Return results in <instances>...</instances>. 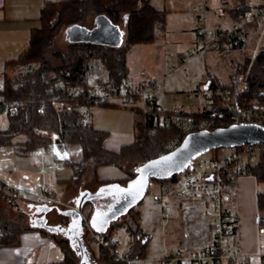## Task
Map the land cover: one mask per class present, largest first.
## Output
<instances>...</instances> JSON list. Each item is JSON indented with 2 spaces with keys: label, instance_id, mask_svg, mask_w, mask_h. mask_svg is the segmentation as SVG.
<instances>
[{
  "label": "trees",
  "instance_id": "trees-1",
  "mask_svg": "<svg viewBox=\"0 0 264 264\" xmlns=\"http://www.w3.org/2000/svg\"><path fill=\"white\" fill-rule=\"evenodd\" d=\"M149 1L60 0L45 5L40 10V27L31 31L28 48L17 60L6 65V67L13 66L18 71L12 77L4 75L0 89V111L5 109L7 120V128L0 129V150L8 151L13 155L26 156L40 149L46 152L54 145L68 147L76 144L82 153L81 160L77 163L64 162V165L72 169L70 180H79L85 173H90L94 177L99 166H116L124 170L126 164L134 163L140 166L158 158L162 152L161 144L177 136L174 127L167 126L151 131L152 119L138 111L133 120L135 140L117 151H110L103 146L106 132L83 122L79 109L83 106H93L92 102L70 98L63 89H55L51 92L55 82L61 81L64 85L78 83L82 75L91 70L87 66L88 61L99 62L106 69L114 91L120 92L128 74L125 61L130 46L150 44L155 40V27L159 25V29H164L166 12L156 10ZM235 6L230 11L231 16L234 19L237 15L239 18L243 17L247 12L244 10L246 5L242 0H238ZM90 16H93L94 20L98 17L109 20L116 27L122 24L125 31L122 43L116 47L113 44L100 42L71 41L65 44L62 51L53 50L55 38L60 32L79 26V23ZM258 26V23L249 21L245 24V30L256 31ZM244 42L222 46L220 51L222 53L224 48L241 49L245 45ZM244 57L242 63H236L230 74L232 78L229 85L217 83L220 90L225 89L229 92L230 103L236 108H249L255 102L264 99V30L257 55L249 59L247 53ZM28 66H33L34 69L30 75L25 72ZM244 73H247L246 77ZM66 74L68 76H65ZM214 80L217 82L215 78ZM238 83H242L241 87H237ZM217 102L218 98L215 97L212 103ZM216 109L223 111L222 107ZM211 113L213 112L210 110L192 115L210 116ZM18 137H22L23 141L15 143L13 140ZM176 174L178 173L172 174L169 179L174 182ZM240 175L252 176L257 182L264 183V153H260L252 165L243 167L240 173L224 179L228 191L233 188L236 178ZM132 177L133 174L129 173L125 182L112 181L101 184L125 185ZM157 181L161 182V180ZM111 200L113 201L114 198L110 197L99 203L100 209L105 210ZM256 204L258 224L264 227V193L257 194ZM135 215L133 209L128 213L126 231L132 242L124 256L139 260L143 258L149 236L140 233ZM22 232L24 229L19 223L0 218V246L17 245L18 236ZM103 236L106 237V234ZM56 242L64 253V259L60 264H79L77 253L70 242L62 238H58ZM99 252V264H124L121 260L114 259V256L102 246L99 247Z\"/></svg>",
  "mask_w": 264,
  "mask_h": 264
},
{
  "label": "crops",
  "instance_id": "crops-1",
  "mask_svg": "<svg viewBox=\"0 0 264 264\" xmlns=\"http://www.w3.org/2000/svg\"><path fill=\"white\" fill-rule=\"evenodd\" d=\"M59 1L60 0H0V89L2 88L4 75L9 77L15 70L13 66L6 67V65L11 61L17 60L21 54H23L29 46L28 39L31 31L40 27V10L47 4L57 3ZM149 2L151 5V0ZM242 3L244 2L242 1ZM197 6L205 9V14L203 16L194 10ZM235 7L236 6H230L227 0H163V10L158 11L166 12L164 29H159L164 35L167 33V15L171 13L180 14L185 12L186 9L188 11L190 8H192V11L195 13L193 27L190 29L192 33L191 31L189 32L191 35L189 38V46L184 48L182 52L179 51L175 53L174 60L166 62L161 69L156 68L157 64L155 61L153 62L145 58L142 63L143 66L139 71L130 72V66H128L126 55L125 65L128 68V74L123 86L131 85L135 88L138 87L142 81L140 76L141 71L146 72L149 76L154 75L160 83L159 89L153 92L155 104L165 111L172 108V105L178 104L176 103L174 95L181 92H203L211 80L208 71L203 69L205 68V59L207 56L205 57L196 53L191 57H187L180 64L177 63L176 57L190 50V44L194 43L195 35L193 28L196 22L195 20L201 16L205 21L206 12L209 9L215 11L213 15L216 20L210 29L206 26L210 31L226 29L239 22L245 26L246 23H249L250 18L252 19L257 12L264 11V4L261 6L256 5L254 14H252L251 17L249 15L250 18L247 20L245 18L248 17L247 13H249V7L246 5V7H248L246 14L243 17L232 19L230 11ZM93 22L94 25L91 28L80 24L77 27L91 31L97 26L95 20ZM259 24L261 23L259 22L258 25ZM117 28L121 32L122 43L125 31L123 27ZM250 30L247 29L246 34ZM256 31L258 33L259 27ZM253 32L255 31L253 30ZM259 33H261L259 38L262 44L263 31ZM248 38L247 34L246 43L248 42ZM155 40L152 43H154ZM152 43L137 45L148 46ZM167 64L172 66L168 67ZM205 101L206 103L202 105L201 109L196 108L195 110H192L191 107L187 109V107L183 105H178L184 107L189 114L206 112L222 107L219 101L216 104L212 103V101ZM96 105L83 107H94ZM100 106L128 110L131 113L132 128L135 113L138 111L142 112L139 107H119L106 104ZM79 111L81 116H83L82 110L79 109ZM83 122L95 128L91 120H86L84 116ZM96 128L102 130L98 127ZM102 131H104V129ZM134 135V128L130 134L125 131L115 133L106 132V139L103 142V146L107 150L117 151L120 147L132 143L135 140ZM0 155L5 158L8 157L7 165L0 166V192L11 198L17 211L24 214H20L19 217H22V221L25 219V226H27H22L24 232L18 236L17 245L13 247L0 246V264H60L64 259V253H62L60 246L56 242L58 238L66 239L70 242L77 253L79 264H99V247L92 242H88V240L91 239L89 233L95 236L106 234L109 240L116 242L118 245V242L115 241L112 234L114 229L120 226H124L125 230H127L126 221L129 211L133 209L132 207L125 210L119 217L115 219H104L100 223H95L93 220L95 219V213L107 210V208H105V210L100 209L99 203L105 201L100 199L102 196L86 200L79 213H75L73 209H78V204L85 193L94 194L98 192H107V188L112 184L102 185L101 183L112 181L125 182L129 173L133 174L134 177L143 164H140V166L133 164L132 171L131 168H128L131 164H126L125 166H127V168L125 167L124 170L116 166H99L96 169L94 177L90 173H85L79 180H70L72 177V169L70 167V169L68 168L69 170L65 171V169H67L65 166L67 165H64V162L71 161L77 163L81 160L82 153H80V148L76 144L69 145L68 147L54 145L49 147L46 152L40 149L30 152L26 156L10 155L8 151L0 150ZM50 163H52L53 168L49 167ZM156 180L159 179L153 181ZM41 186H48L52 190L55 199L54 205L46 206L38 202L36 193ZM229 191L231 193V203L234 200V195L232 196V193L237 195V200L232 203L235 208L236 214L235 212L234 214L237 222L235 245L238 247L241 255L244 256L243 264H264V227L258 224L259 220L256 216V197L257 194L264 193V183L257 182L255 177L240 175L236 178L233 188ZM146 194L147 193H145L144 196ZM112 203L113 201L111 200L107 207ZM175 205H177L178 209L181 207L179 200ZM68 210L74 214V217H66L67 214L70 213ZM135 214V220L137 222L139 213L135 212ZM37 220H39L38 223L36 222ZM138 227L142 234L143 232H141L139 223ZM177 235V245L175 249L185 242L183 238L186 239L185 235H182V232H178ZM127 236L129 240L127 246L121 251L123 254L128 252L132 242V238L128 233ZM165 255L166 254L160 258H163Z\"/></svg>",
  "mask_w": 264,
  "mask_h": 264
},
{
  "label": "built area",
  "instance_id": "built-area-1",
  "mask_svg": "<svg viewBox=\"0 0 264 264\" xmlns=\"http://www.w3.org/2000/svg\"><path fill=\"white\" fill-rule=\"evenodd\" d=\"M201 16L205 14L203 7L194 8ZM198 17L193 28V50L176 57L178 64L187 57L198 53L207 56L210 52H219L220 48L230 46L232 43L244 42L247 38L246 28L241 23H235L226 29L210 31L206 28L205 21ZM254 23L264 24V11L257 12L252 18ZM250 47L248 57L254 58L260 50L256 44ZM168 67L172 65L167 64ZM33 66L25 68L27 75L32 74ZM65 76H68L66 74ZM141 83L138 87L123 86L120 92H115L108 78L107 71L102 66H94L85 72L76 84L55 82L51 92L63 89L66 96L79 98L92 102L93 105L104 103L119 107L141 108L144 115L152 119L151 131L174 127L177 136L161 144V155L177 149L185 137L198 132L225 129L231 126H258L264 131V99L255 102L252 107H234L229 100V92L220 90L216 81L210 80L203 91L204 99L212 101L218 98L223 111L211 110L210 116H196L187 113L184 107L174 104L165 111L155 104L153 92L159 89L160 83L154 75L149 76L141 71ZM264 95V90H263ZM15 104V103H13ZM209 112V111H206ZM231 152L220 159L213 156L199 155L190 160L187 167L175 175L174 185L178 200L182 206L185 242L163 258L151 260L147 264H243L244 256L235 245L237 222L231 205V193L226 189L224 179L232 174L240 173L246 165H252L260 153H264V144L255 142L252 145L239 144L230 146ZM39 203L52 206L55 203L52 190L48 186H41L36 193ZM75 210V209H74ZM89 243L107 249L114 259L121 260L124 264H142L140 260L125 258L117 249V243L106 239L103 235L95 236L89 233Z\"/></svg>",
  "mask_w": 264,
  "mask_h": 264
},
{
  "label": "rangeland",
  "instance_id": "rangeland-1",
  "mask_svg": "<svg viewBox=\"0 0 264 264\" xmlns=\"http://www.w3.org/2000/svg\"><path fill=\"white\" fill-rule=\"evenodd\" d=\"M213 1V0H209ZM230 3V6H235L238 0H227ZM245 5L249 7V13H247L248 17L245 18L249 20L252 14L255 12V6H261L264 4V0H242ZM253 6H252V5ZM256 4V5H254ZM151 5L156 8L157 10H163V0H151ZM247 11V7L244 8ZM214 10L209 9L206 12V26L208 29L212 27L214 22L216 21L214 18ZM250 15V17H249ZM238 16V15H237ZM236 16V17H237ZM195 17V13L190 8L188 11L187 9L185 12L180 14L171 13L167 15L166 18V28L167 33L165 35L161 33L159 30V25L155 27V37L156 40L151 45H137L131 46L128 50L127 54V63L130 66V72L134 71L137 72L143 66L142 63L145 58L155 61L156 68L161 69L165 65L166 62H171L174 60L175 53L179 51H183L184 48L189 46V38L190 29L193 27V18ZM235 17V19H236ZM232 19H234L232 17ZM93 16L88 17L85 21L79 23L80 25H84L85 27L91 28L94 24ZM250 22H253L250 18ZM240 23V22H239ZM242 24V23H241ZM123 27L122 24L120 26ZM259 31L253 32L250 30L247 32L248 34V42L241 49L232 50L228 48H224L221 53L214 52L208 53L205 59V68L204 70L208 71L209 76L215 77L217 82H221V84L229 85L231 78L230 74L233 72V69L237 62L242 63V60L245 59L244 56L249 53L250 47L254 46L256 43V39L259 38L261 35V31L264 30V24H259ZM91 32V33H90ZM90 33V34H89ZM92 31L85 30L84 28L81 29V37H87L92 35ZM189 33V34H188ZM192 33V31H191ZM91 38V37H90ZM70 39L64 34V32H60L58 36L55 38L53 50L62 51L65 47L66 43H69ZM260 47L261 42L256 44ZM195 48V44H190L189 49L193 50ZM87 66L91 69L94 66H102L99 62L88 61ZM18 69L15 68L14 72L11 74L10 77L14 76L17 73ZM207 73V72H206ZM247 73H244L246 77ZM242 83H238L237 87H241ZM176 98V103L183 105L184 107L192 108L195 110L196 108H202V105L206 103L204 100L203 92H181L179 94L174 95ZM230 97V96H229ZM83 112V116L86 120H91L93 126L98 127L100 129H104V132L115 133V132H126L128 134L132 133V120H131V113L128 110H121L116 108H108L106 106L96 105L94 107H83L81 108ZM0 115V129L4 130L7 128V120L5 116V109L1 112ZM3 113V114H2ZM15 143H19L23 141L22 137H18L13 140ZM232 148L230 146H211L206 151L202 153H198L194 156V159H197L199 155L205 156H213L218 159L227 156L231 152ZM10 154V153H9ZM13 155V154H10ZM259 156V155H258ZM257 156V157H258ZM11 157V156H10ZM257 159V158H256ZM255 162V160H254ZM8 163V157L5 158L0 155V166H5ZM128 166V168H131ZM50 168L52 167V163H50ZM67 167L66 170H69L70 167ZM69 168V169H68ZM127 168V166H126ZM175 172H169L167 174H160L155 177L161 180V182L151 180L149 183L147 194L141 199V201L136 205H131L134 210V213H139L137 222L139 223L141 232L145 235L149 236V239L144 248V255L143 258L140 259L142 264H147L151 260H157L158 258L162 257L164 254H168L171 251L175 250L176 247V237H178L177 233L182 232L184 235V228L186 226V222L183 221L182 216V206L178 209V195L175 190L174 182L169 179V177ZM3 184V183H1ZM1 186V185H0ZM1 188V187H0ZM108 189V188H107ZM241 189V188H240ZM108 191V190H107ZM4 192V191H3ZM5 193V192H4ZM7 193V192H6ZM234 195V203L237 200V195ZM109 197H102L101 200H105ZM233 198V197H232ZM14 202L11 198L4 195L0 192V218H4L10 222L19 223L21 226L27 227L25 219L22 221V217H19L20 212L14 207ZM231 205L234 208V205ZM71 210V209H70ZM68 212H70L68 210ZM122 211H119V214ZM235 212V208H234ZM118 213V212H117ZM116 213V214H117ZM114 214L111 216L112 218L115 217ZM118 214V215H119ZM236 214V212H235ZM24 215V214H22ZM66 217H74V214L70 212L67 214ZM119 217V216H118ZM117 218V217H116ZM77 220V218H76ZM39 220L36 222L38 223ZM72 227V226H71ZM180 228V231H179ZM112 237L115 238V241L118 242L117 248L122 251L123 248L127 246L129 237L127 236L126 230L124 226H120L114 229ZM186 237V236H185ZM182 239V238H181ZM185 241L186 239L183 238Z\"/></svg>",
  "mask_w": 264,
  "mask_h": 264
},
{
  "label": "water",
  "instance_id": "water-1",
  "mask_svg": "<svg viewBox=\"0 0 264 264\" xmlns=\"http://www.w3.org/2000/svg\"><path fill=\"white\" fill-rule=\"evenodd\" d=\"M95 24H97V26L91 30L93 32L91 36L81 37L80 32L83 28L77 26L67 28L65 34L70 39V42H100L107 45L113 44L116 47L120 45L121 32L114 24L109 20H103L100 17L95 19ZM255 142L264 144V131L255 125H240L239 127L231 126L224 130L216 129L210 133L198 132L189 135L185 137L182 144L177 149L168 153V155L144 163L135 176L127 181L126 185L123 186L118 183H112V185L108 187L107 192H98L94 194L85 193L78 204V209L73 210L75 213H79L86 200L96 197L99 198L101 196L112 197L114 198L113 203L107 207V210L95 213V219L93 221H95V223H100L104 219H115L129 207L131 208V205H135L141 200L146 190L149 188L150 181L157 179L155 176L160 174L165 175L169 172H182L194 156L206 151L211 146H239V144L252 145ZM119 211L122 212L119 214ZM114 214L116 215L112 218L111 216Z\"/></svg>",
  "mask_w": 264,
  "mask_h": 264
}]
</instances>
